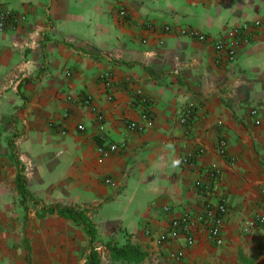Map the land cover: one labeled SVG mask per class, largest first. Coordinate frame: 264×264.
I'll return each mask as SVG.
<instances>
[{"label":"crops","instance_id":"1","mask_svg":"<svg viewBox=\"0 0 264 264\" xmlns=\"http://www.w3.org/2000/svg\"><path fill=\"white\" fill-rule=\"evenodd\" d=\"M0 14V264H85L83 228L57 214L37 216L51 204L88 211L103 245L99 264H122L105 248L110 239L141 246L148 256L139 264H264V227L242 231L264 214V25L231 62L214 45L233 26L262 17L264 0H0ZM182 27L209 38L182 35ZM89 96L105 115L107 141L126 142L124 150L101 156ZM190 103L194 116L181 124ZM145 111L153 126L129 130ZM14 135L39 204L22 203L18 192ZM221 135L227 158L217 152ZM214 163L223 175L205 194L196 182L209 180ZM222 196L221 245L203 226L193 247L184 235L158 242L171 217Z\"/></svg>","mask_w":264,"mask_h":264},{"label":"built area","instance_id":"2","mask_svg":"<svg viewBox=\"0 0 264 264\" xmlns=\"http://www.w3.org/2000/svg\"><path fill=\"white\" fill-rule=\"evenodd\" d=\"M122 15H126L125 11L121 12ZM0 21H2V14H0ZM2 25V23H1ZM264 25V15L256 20L244 21L238 25L233 26L225 35L220 36L215 39L214 45L217 51L220 54L225 56L228 62H231L236 59L239 54L240 48L249 44L251 42V33L256 31ZM173 30L170 24L164 26L165 32H171ZM179 33L182 35H191L196 36L201 40H207L209 37L205 33H201L194 28L182 27L179 28ZM69 75L70 72L67 71ZM103 79L106 82V85L110 87L111 85V74L107 73L103 76ZM109 99H112L109 96ZM84 105L92 107L96 112L97 123L100 131L102 132V140L104 144L100 147V154L103 157L110 156L111 153L116 151H122L126 148V142L115 143L107 141V136L105 135L106 131V122L105 115L100 110L95 103V100L92 97H87L84 99ZM195 113V104H188L181 112L179 117V122L181 124H187L194 116ZM252 114L256 116V123L259 124V110L256 108L252 111ZM64 117H68L67 112L64 113ZM143 119L141 121H129L127 123V128L129 130L137 132H146L150 127L153 126V117L149 111H145L143 114ZM79 130H85V125L79 124L77 126ZM63 132H65L63 130ZM217 152L223 157L227 158L228 156V139L225 135H221L217 142ZM193 155L187 154L184 157L186 163H191ZM223 169L217 164L214 163L207 169V176L209 180H198L196 186L200 187L201 191L205 194L211 193L213 190L214 182H219L222 178ZM105 184L114 185V180L112 177H106L104 179ZM264 200V192H263ZM166 211L170 212L171 208L166 207ZM228 216V204L227 198L222 196L221 200L218 203H213L209 200H206L201 210L197 212H191L189 210H183L180 215L171 217L169 222V228L167 232L158 237V242L165 243L171 239L177 238L180 235H184L186 239V246L193 247L196 244V232L200 226H203L207 230V236L211 243L215 245H221L223 243V230ZM256 226L264 227V214L256 215L252 221L243 224L242 231L245 234H250ZM146 234L153 236V232L148 229ZM106 248V247H105ZM264 248V246H263ZM96 249L100 252L103 250V245H97ZM181 253H179V256ZM154 261L158 262V257H154Z\"/></svg>","mask_w":264,"mask_h":264},{"label":"trees","instance_id":"3","mask_svg":"<svg viewBox=\"0 0 264 264\" xmlns=\"http://www.w3.org/2000/svg\"><path fill=\"white\" fill-rule=\"evenodd\" d=\"M15 137H12L8 144L10 147L12 159L18 167V175L16 178L17 189L22 196V203H25L26 199H30L33 203L39 204L40 198L35 197L27 188V179L23 174V164L21 163L17 154V147L15 144ZM47 214H57L63 218L71 219L76 225L83 228L89 238L88 248L89 254L85 264H99L101 260V252L96 249V242L98 241V231L96 225L88 211L81 209L77 206H64L60 204H51L43 206L40 211L37 212L38 217H44ZM106 249L109 251L110 258L113 262H121L122 264L135 263L139 264L148 256V253L144 251L141 246L132 244L131 242L120 243L113 239L106 241ZM29 258V254H28Z\"/></svg>","mask_w":264,"mask_h":264}]
</instances>
